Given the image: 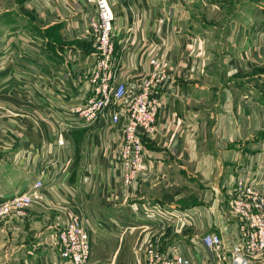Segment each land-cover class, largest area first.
<instances>
[{"label":"crops","instance_id":"obj_1","mask_svg":"<svg viewBox=\"0 0 264 264\" xmlns=\"http://www.w3.org/2000/svg\"><path fill=\"white\" fill-rule=\"evenodd\" d=\"M181 1L111 0L118 37L125 27L134 29L124 49L117 43L120 78L130 84L144 76L152 53L170 64L156 133L144 139L152 172L131 185L119 178V135L108 120L70 128L66 119L70 94L96 57L88 39L95 6L24 0L46 33L1 18L0 201L30 190L38 168L54 169L44 201L2 226L1 239L21 247L16 257L7 254V264H59L53 233L65 224L68 207L89 220L93 264H141L146 246L157 240L178 247L193 264H230L201 238L217 232L227 250L238 241L228 200L239 177L255 180L264 195V15L230 18L223 41L209 49L201 32L180 28ZM40 77L50 80L44 92ZM48 88L68 99L46 97ZM10 105L18 116L4 110Z\"/></svg>","mask_w":264,"mask_h":264},{"label":"built area","instance_id":"obj_2","mask_svg":"<svg viewBox=\"0 0 264 264\" xmlns=\"http://www.w3.org/2000/svg\"><path fill=\"white\" fill-rule=\"evenodd\" d=\"M85 2L96 8V16L88 27V39L95 47L96 57L93 65L80 76L82 86L78 92L70 94L65 110L66 119L68 125L70 121V128L87 127L101 118L108 120L115 128L113 133L119 135L116 157L119 178L131 185L152 172L153 155L147 150L144 139L156 133L157 118L165 103L163 89L169 79L170 64L163 56L152 53L149 70L144 76L130 84L123 81L120 78L121 56L117 43L122 46L121 50L124 49L134 29L131 25L125 27L126 35L119 38L121 29L111 0ZM60 4L62 7L59 8L63 10L62 2ZM43 74L49 79L48 72ZM48 82L40 77L41 92H44ZM70 91L73 92V89ZM47 94L52 98H67V95H58L49 88L46 97ZM57 143L64 146L66 140L59 135ZM38 169L30 190L0 202V224L9 218L24 217L32 204L44 201L42 189L54 180L50 181V172L54 169ZM236 184L235 194L228 204L231 214L239 222L238 241L227 250L219 233L208 232L202 236V243L215 252L220 262L229 260L230 264H264V195L253 179L239 177ZM66 215L65 224L55 234L60 246V264H93L90 263L89 220L73 208L66 210ZM141 264L193 263L192 258L181 253L178 247L162 246V242L157 240L146 246Z\"/></svg>","mask_w":264,"mask_h":264},{"label":"rangeland","instance_id":"obj_3","mask_svg":"<svg viewBox=\"0 0 264 264\" xmlns=\"http://www.w3.org/2000/svg\"><path fill=\"white\" fill-rule=\"evenodd\" d=\"M23 1L24 0H0V26H2V22H1L2 17L4 18L14 17V18H18V22L20 21V19H22V24L32 27L35 31L41 29L42 32L44 31L46 33L49 29L44 28L46 25L45 22L40 20L34 11L24 9ZM183 1L179 2L178 4L179 5L178 17L182 18L186 16V19L183 22V24L181 23L180 28L184 30L187 29L189 31H193L194 33L201 32V34L197 36L198 37L200 36L201 41L204 42L203 46L207 44L208 48L209 47L212 48L211 42L213 43V46H216V42L218 40L222 39L223 41L224 33L226 31L225 29L228 26V20H230V18L245 17L248 16L249 14H252L253 12L256 14V16H258L259 13H261V16L264 15V0H183ZM13 20L16 21V19ZM14 25L17 24L14 23ZM54 32L56 36V27L54 28ZM49 37H51L49 39L50 41L53 40L52 35H50ZM4 110H7L9 114L18 116L17 114H15L17 113V110L11 105L8 107L5 106ZM68 209H70V207H68L67 210ZM26 216L27 215H25L22 218H9L4 222L11 221L13 219L23 220ZM3 224H0V264H4V263L7 264L8 255H10V258L12 257V255L13 257H16L14 256V252L16 253L17 252L16 250H18V248L20 250L21 247H20V242L17 240H15L14 242L7 243L5 240L1 239V234H2L1 229ZM23 227H25V225H23ZM58 230L57 231L55 230L56 232L53 233V240L55 244H57V246L60 248L59 244L57 243L54 237V235L58 232ZM59 254L58 256H59V264H60L61 261Z\"/></svg>","mask_w":264,"mask_h":264}]
</instances>
